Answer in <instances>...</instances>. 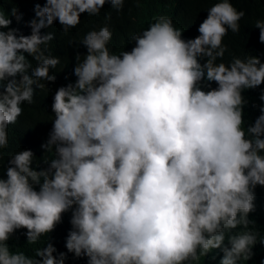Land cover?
Instances as JSON below:
<instances>
[{
    "label": "clouds",
    "instance_id": "9594fccd",
    "mask_svg": "<svg viewBox=\"0 0 264 264\" xmlns=\"http://www.w3.org/2000/svg\"><path fill=\"white\" fill-rule=\"evenodd\" d=\"M105 2L45 0L30 35H16L0 12V148L35 89H52L47 167L37 170L25 148L9 154L0 175V264H65L60 245L87 264L248 261L264 245V195L254 191L264 186V62L218 61L244 11L216 0L194 38L173 14H154L118 54L107 25L89 30L78 41L85 53L58 74L60 58L45 54L54 34L40 28L55 20L67 33ZM108 3L119 10L124 0ZM253 26L264 43V19ZM259 85V115L246 125L243 91ZM69 211L71 228L55 247L28 255L9 246L21 228L27 244L47 238Z\"/></svg>",
    "mask_w": 264,
    "mask_h": 264
},
{
    "label": "trees",
    "instance_id": "16d2710c",
    "mask_svg": "<svg viewBox=\"0 0 264 264\" xmlns=\"http://www.w3.org/2000/svg\"><path fill=\"white\" fill-rule=\"evenodd\" d=\"M215 2L216 0H124L123 7L116 10L106 0L98 14L90 16L87 13H81L80 23L69 29L67 33L62 31V26L55 20L51 25L40 28L42 34L49 31L54 34L53 39L48 42L45 54L60 58V63L54 68L59 74L68 67L69 63L76 62V53L81 55L85 53V46L78 42L80 38L89 30L99 29L104 25H107L112 31V37L108 44L110 51L117 52V54L122 50L127 51L131 44L129 43L131 34L142 30V26L146 27L153 19L152 15L154 14L157 16L173 14L175 19L184 25L183 35L186 38H194L199 35L198 25L206 18L207 8ZM230 2L238 10L242 9L244 16L239 21L240 30L236 33L229 30L223 37L222 43L227 47L224 56L218 58V61L222 59L227 63L233 56L243 59L252 55L258 56L264 62V43L258 39L259 29L253 26L255 20L264 19V0H230ZM44 3L45 0H0V12L9 15L11 23L8 28L15 29L16 35H30V21L38 19L35 15V5L43 6ZM13 8L16 9L19 19H17V15L11 14ZM0 30L6 31L7 29L0 28ZM70 41L71 43H69ZM27 58L33 66L37 63L31 56ZM17 79H19V75ZM261 85L243 91V95L248 101L244 105L243 113L246 125L251 124L259 115V111L256 114L254 112L258 104L256 90ZM47 89L41 91L35 89L33 102L31 104L24 102L22 104L23 111L17 121L14 124H9L8 145L5 148H0V175H3L2 170L9 154L25 148L33 151L36 161H38V164L34 162L37 170L47 167L42 156L45 154L50 158L52 153H45V150L41 148V144L46 142L51 130L49 127L51 114L47 112V99L48 91L52 93V89L51 87ZM0 91H3L2 87H0ZM36 187L38 189V186ZM254 191L255 196L264 195V186L257 185ZM70 215V211L63 213L61 222L47 235V238L41 237V240L36 244H27V238L23 234L26 229L23 228L15 230L8 244L11 248H19L18 250L25 251L28 255L34 254V248L46 246L47 243H52L55 247L56 240L65 239L71 228ZM261 229L259 234L264 235L263 224ZM56 250L66 253L65 264H87V257H76L62 245L56 247ZM253 253L251 259L243 261L242 264H260V260L264 258V245L258 242L253 246ZM201 263L212 264V260L204 257Z\"/></svg>",
    "mask_w": 264,
    "mask_h": 264
},
{
    "label": "bare ground",
    "instance_id": "6f19581e",
    "mask_svg": "<svg viewBox=\"0 0 264 264\" xmlns=\"http://www.w3.org/2000/svg\"><path fill=\"white\" fill-rule=\"evenodd\" d=\"M16 8V7H15ZM154 17H153V21H154V18L156 17L155 15H153ZM59 53H61V52H59ZM62 54H64V53H62ZM117 54V53H116ZM55 55V54H54Z\"/></svg>",
    "mask_w": 264,
    "mask_h": 264
}]
</instances>
